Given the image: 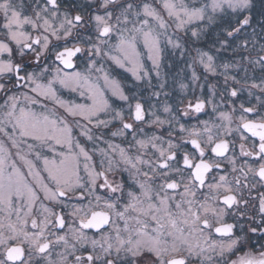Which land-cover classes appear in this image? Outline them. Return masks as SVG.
I'll return each instance as SVG.
<instances>
[{
    "label": "snow or ice",
    "instance_id": "snow-or-ice-1",
    "mask_svg": "<svg viewBox=\"0 0 264 264\" xmlns=\"http://www.w3.org/2000/svg\"><path fill=\"white\" fill-rule=\"evenodd\" d=\"M0 264H264V0H0Z\"/></svg>",
    "mask_w": 264,
    "mask_h": 264
},
{
    "label": "rangeland",
    "instance_id": "rangeland-1",
    "mask_svg": "<svg viewBox=\"0 0 264 264\" xmlns=\"http://www.w3.org/2000/svg\"><path fill=\"white\" fill-rule=\"evenodd\" d=\"M173 60H175V64L176 66L173 68V69H177L178 71L174 72L173 75H174V80H173V84L169 87L170 90H174V94L176 96H179L181 95V90L179 88V83L180 82H185V83H188L189 82V78H186V77H183L184 75L180 74L179 71H181V69H184V71L186 70L184 64L182 61H179V60H176L175 58H173ZM171 69H166V71H170ZM198 71H202V70H198ZM131 79V78H129ZM210 80H212L213 82H215V80L217 79H220L219 77H210L209 78ZM168 80L169 77H168ZM129 81H127L126 83H128ZM201 83H203V81H201ZM197 94H201L199 89H197ZM204 95H207V88L205 87L204 89V92H203ZM67 95V94H66ZM202 118H207V116H202Z\"/></svg>",
    "mask_w": 264,
    "mask_h": 264
},
{
    "label": "flooded vegetation",
    "instance_id": "flooded-vegetation-1",
    "mask_svg": "<svg viewBox=\"0 0 264 264\" xmlns=\"http://www.w3.org/2000/svg\"><path fill=\"white\" fill-rule=\"evenodd\" d=\"M176 71H178L177 69H175L174 71H173V73L174 72H176ZM170 72V71H169ZM172 73V74H173ZM177 73V72H176ZM179 73L180 74H182V75H184L183 77H186V78H190V70H188V69H186L185 71L183 70V71H179ZM130 78V77H129ZM129 82H130V79H129ZM189 94H190V90H189Z\"/></svg>",
    "mask_w": 264,
    "mask_h": 264
},
{
    "label": "trees",
    "instance_id": "trees-1",
    "mask_svg": "<svg viewBox=\"0 0 264 264\" xmlns=\"http://www.w3.org/2000/svg\"><path fill=\"white\" fill-rule=\"evenodd\" d=\"M174 70H175V69L172 68V69L170 70V72H169V73H170V74H169V79H170V80H169V87L173 84L174 75H173L172 73H173Z\"/></svg>",
    "mask_w": 264,
    "mask_h": 264
}]
</instances>
